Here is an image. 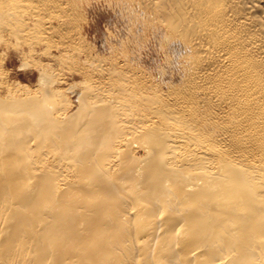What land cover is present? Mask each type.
<instances>
[{"label": "bare ground", "instance_id": "obj_1", "mask_svg": "<svg viewBox=\"0 0 264 264\" xmlns=\"http://www.w3.org/2000/svg\"><path fill=\"white\" fill-rule=\"evenodd\" d=\"M114 1L183 46L179 81L95 57L79 0H0L39 71L0 57V264H264V0Z\"/></svg>", "mask_w": 264, "mask_h": 264}, {"label": "rangeland", "instance_id": "obj_2", "mask_svg": "<svg viewBox=\"0 0 264 264\" xmlns=\"http://www.w3.org/2000/svg\"><path fill=\"white\" fill-rule=\"evenodd\" d=\"M80 1L81 0L78 2V7L81 12V17L86 18H83L80 24L82 25L80 26V31H83L81 32V35H86V37H82L85 38L84 40H86V44L88 42V48L90 46L93 47L89 48L90 51L93 49L95 50L93 53L91 52L94 56L96 55L95 57L121 56L119 50L122 51V48L124 49V47L127 46L134 56L133 62H135L138 67H142L141 69H147L145 70L146 72L153 73L156 80L158 79V81L160 80L165 83L174 77L175 82L179 81L182 76V66L179 59L184 53H186V50L182 48L183 46L181 44H177L176 42V44L172 43L169 45L170 47L162 46L160 34L156 35L149 32L148 35H146L147 33H144L143 26L140 24V18L143 17L144 14L140 13L138 7L122 4L114 0ZM14 39V37L9 38L7 47L4 43L0 45V53H2L0 55L3 56H0L3 58V60L0 58V61L2 60V63H4L1 64L4 65L3 67H5L6 70H9L7 73L9 75L8 77L11 78L10 82L20 81L33 86L37 82L39 71L35 67L33 68L32 66L23 65L22 62H25L26 60L23 53L24 51H28V46L24 44L19 45L20 43H17ZM122 45H124V47H122ZM42 46H38L37 49L42 50L43 48H46L45 46ZM53 51L58 53L56 48L53 49ZM115 51L116 53H114ZM38 56L39 55L36 54V58ZM81 58L82 60L80 62L83 61L84 56L82 55ZM46 59L44 58L45 61H50V59ZM51 62L56 64L52 59ZM64 72V78L66 81H63L59 85L62 88L68 87L70 83L76 82L81 78L78 74L71 75L69 72ZM162 79L165 82L162 81ZM74 100H76V96H74Z\"/></svg>", "mask_w": 264, "mask_h": 264}]
</instances>
